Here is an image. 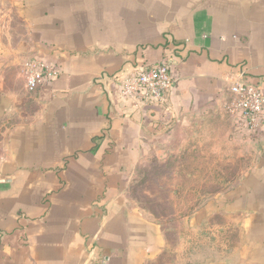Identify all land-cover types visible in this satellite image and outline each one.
I'll return each mask as SVG.
<instances>
[{"label":"crops","instance_id":"obj_1","mask_svg":"<svg viewBox=\"0 0 264 264\" xmlns=\"http://www.w3.org/2000/svg\"><path fill=\"white\" fill-rule=\"evenodd\" d=\"M31 58L59 71L33 92ZM161 62L164 105L121 97ZM240 78L264 93V0H0V264H264V124L229 112ZM191 154L253 160L175 246L129 192L144 159Z\"/></svg>","mask_w":264,"mask_h":264},{"label":"rangeland","instance_id":"obj_2","mask_svg":"<svg viewBox=\"0 0 264 264\" xmlns=\"http://www.w3.org/2000/svg\"><path fill=\"white\" fill-rule=\"evenodd\" d=\"M229 112L233 114L231 109ZM5 128L0 129V163L4 160ZM248 132L256 135L254 131ZM192 156L195 157L191 154L188 159H144L134 170L129 192L131 202L162 224L166 235L176 242L175 246L181 236L191 237L193 244V238L199 235V220L204 218L199 209L204 204L214 202L217 194L224 193L235 182L234 176L240 177L253 160L192 159ZM207 220L208 227L204 234L206 232L208 236L214 235V225L225 226L229 222L223 216L214 215ZM231 234L236 233L221 229L219 238Z\"/></svg>","mask_w":264,"mask_h":264},{"label":"built area","instance_id":"obj_3","mask_svg":"<svg viewBox=\"0 0 264 264\" xmlns=\"http://www.w3.org/2000/svg\"><path fill=\"white\" fill-rule=\"evenodd\" d=\"M26 67L28 90H37L47 79L59 75L58 69L37 58H31ZM120 84V94L135 103L147 102L162 106L174 85L170 64L161 62L131 73ZM233 100L230 109L238 114L246 127L258 132L264 124V93L262 87L244 79L236 80L230 88ZM107 260L102 264H106Z\"/></svg>","mask_w":264,"mask_h":264}]
</instances>
